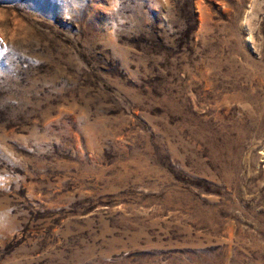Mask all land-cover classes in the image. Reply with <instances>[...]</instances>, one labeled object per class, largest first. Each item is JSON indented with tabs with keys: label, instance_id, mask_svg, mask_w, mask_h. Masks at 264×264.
Masks as SVG:
<instances>
[{
	"label": "rangeland",
	"instance_id": "rangeland-1",
	"mask_svg": "<svg viewBox=\"0 0 264 264\" xmlns=\"http://www.w3.org/2000/svg\"><path fill=\"white\" fill-rule=\"evenodd\" d=\"M0 264H264V0H0Z\"/></svg>",
	"mask_w": 264,
	"mask_h": 264
}]
</instances>
